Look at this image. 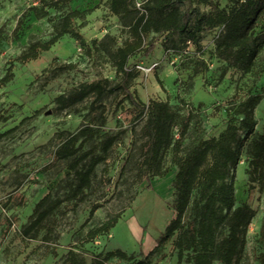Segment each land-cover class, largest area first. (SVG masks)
<instances>
[{
	"label": "rangeland",
	"instance_id": "374dc122",
	"mask_svg": "<svg viewBox=\"0 0 264 264\" xmlns=\"http://www.w3.org/2000/svg\"><path fill=\"white\" fill-rule=\"evenodd\" d=\"M110 1L70 0L60 8H50L49 15L40 19L31 13L16 37L13 30L24 12L32 5L40 6L42 0H0V28L4 30L0 79L11 63L14 72L9 83L0 84V264H69L66 257L71 249L89 261L93 253L121 248L139 254L144 247L146 253L155 248L149 255L151 264H176L175 236L157 244L175 216L173 181L178 168L168 154L164 175L142 171L147 143L142 129L147 116H138L139 109L122 90H110L123 77L116 71L115 53L125 43L134 42L130 23L144 13L147 0H132L137 11L127 17L114 14ZM235 2L211 0L201 8L209 12L217 4L229 11ZM72 10L82 12L74 25L85 45L66 34L38 59L26 64L17 60L32 42L56 34ZM263 27L264 18L255 32ZM223 31L220 26L205 32L200 50L186 45L176 32L151 29L130 58L133 76L128 85L138 100L170 103L179 117L176 136L192 113L187 141L220 135L230 118L239 125L243 118L240 102L262 94L255 110L256 129L246 141L235 181L236 205L247 201L256 211L241 264H259L264 190L249 181L248 144L264 130V47L253 70L243 73L216 55V41ZM151 43L153 51L148 49ZM105 79L110 83L103 95L92 92L71 107H58V96ZM87 125L99 134L96 131L84 150L93 148L103 159L80 198L72 191L76 183L69 165L72 159L60 158L56 151L65 138ZM106 134L118 138L103 151L101 140ZM239 134L245 133L239 130ZM45 196L43 208L50 209L49 215L37 238H32L23 229ZM93 206L97 208L90 215ZM116 213L121 218L108 234L86 241L91 228ZM139 260V255L133 261L114 256L107 264H139Z\"/></svg>",
	"mask_w": 264,
	"mask_h": 264
},
{
	"label": "trees",
	"instance_id": "16d2710c",
	"mask_svg": "<svg viewBox=\"0 0 264 264\" xmlns=\"http://www.w3.org/2000/svg\"><path fill=\"white\" fill-rule=\"evenodd\" d=\"M69 1L42 0L40 6H30L13 30L14 35L19 36L25 18L31 13L40 19L49 15L50 8H60ZM132 3V0H111L110 9L116 15L127 17L137 11ZM207 3H211V0H147L143 5L144 13L130 23L134 42L125 43L115 53L116 71L123 77L121 82L110 87V90H122L129 102L139 109L138 116L144 113L147 116L142 129L147 137L141 163L142 171L150 176L164 175L168 154L178 168L173 181L175 216L166 225L157 245L175 236L176 264H241L248 230L256 211L247 201L236 205V172L246 141L256 129L255 110L262 94H252L240 102L243 118L239 125L230 118L226 129L220 135L187 141L192 113L181 123L176 136L174 128L179 117L170 103L156 99L145 103L133 95L128 85L133 76L130 58L139 51L141 42L151 29L176 32L183 37L186 45L202 50L204 33L223 26L224 31L216 41L217 57L224 60L229 67L243 73L253 70L264 47V27L260 32H255L260 20L264 18V0H236L229 11L215 4L206 12L201 8V4ZM81 14L80 10L66 13L56 34L48 40L32 42L17 60L26 64L38 59L43 51L49 50L66 34L85 45L83 34L74 25V19ZM3 37L4 30L0 28V45ZM148 49L153 51L155 45L151 43ZM13 78L11 63L6 74L1 77L0 84L6 85ZM109 83L108 79L87 83L68 94H62L57 98L58 107H71L92 92H96L99 97L103 95L106 84ZM239 130L245 133L244 136L239 134ZM96 131L98 132V129L87 125L65 138L56 151L58 157L72 159L69 165L76 176L72 191L80 198L92 182L96 165L103 159L102 156L94 154L93 148L84 150L87 141L93 138ZM117 138V134H106L101 140L103 151H107ZM248 152L249 181L252 187L259 185L264 190V130L248 144ZM46 200L47 196L35 206L30 222L23 229L25 235L37 238L45 227V220L50 211L43 208ZM96 208L97 206L92 207L90 215H93ZM120 218L121 214L116 213L91 228L86 234V241H93L100 235L108 234ZM49 233L48 230L46 238ZM258 242L261 249L257 258L259 264H264V218ZM154 249L148 253L140 250L139 254H136L116 248L105 253H93L89 261L84 254L71 249L66 261L69 264H107L114 256L133 261L139 255V264H151L149 255Z\"/></svg>",
	"mask_w": 264,
	"mask_h": 264
},
{
	"label": "crops",
	"instance_id": "0c3cea01",
	"mask_svg": "<svg viewBox=\"0 0 264 264\" xmlns=\"http://www.w3.org/2000/svg\"><path fill=\"white\" fill-rule=\"evenodd\" d=\"M145 244V241H142L141 245ZM143 248V247H142ZM145 252V247L142 249ZM150 251V250H149ZM146 253V252H145Z\"/></svg>",
	"mask_w": 264,
	"mask_h": 264
},
{
	"label": "built area",
	"instance_id": "2783aa9c",
	"mask_svg": "<svg viewBox=\"0 0 264 264\" xmlns=\"http://www.w3.org/2000/svg\"><path fill=\"white\" fill-rule=\"evenodd\" d=\"M190 43V42H189Z\"/></svg>",
	"mask_w": 264,
	"mask_h": 264
}]
</instances>
